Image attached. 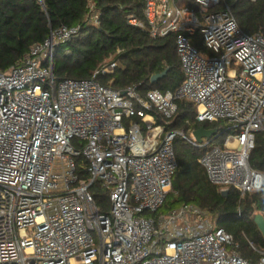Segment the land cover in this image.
<instances>
[{
    "label": "built area",
    "instance_id": "obj_1",
    "mask_svg": "<svg viewBox=\"0 0 264 264\" xmlns=\"http://www.w3.org/2000/svg\"><path fill=\"white\" fill-rule=\"evenodd\" d=\"M143 2V19L129 22L154 38L175 34L184 78L174 90L100 83L119 65L115 54L91 77L57 80L55 47L79 26L51 32L0 71V264H264V249L250 241L259 259L243 257L194 203L159 212L179 169L176 135L204 148L198 161L221 191L262 187L250 156L264 129V34L244 31L228 0ZM178 99L195 105L198 122H228L222 144L168 128Z\"/></svg>",
    "mask_w": 264,
    "mask_h": 264
},
{
    "label": "trees",
    "instance_id": "obj_2",
    "mask_svg": "<svg viewBox=\"0 0 264 264\" xmlns=\"http://www.w3.org/2000/svg\"><path fill=\"white\" fill-rule=\"evenodd\" d=\"M180 5L196 7L195 0H177ZM239 25L247 33L264 34V0H228ZM143 0H0V71H6L23 61L32 45L44 42L51 32L62 26H79L70 40L55 47L54 74L57 80L64 77L88 78L99 66L115 54L119 65L110 73H99L97 80L115 89L137 84L140 92L151 88L161 91L174 90L184 75L175 48V34L152 37L147 29L129 22L135 14L143 19ZM199 47V43L195 41ZM120 49L119 52L117 50ZM167 70L155 82L154 74ZM174 129H196L201 126H220L219 133H226L230 126L223 122H198L195 105L186 99H178ZM187 121L190 122L187 123ZM174 148L179 169L172 179V191L167 194L161 208L194 203L206 210L215 227L224 228L238 242L240 254L256 262L259 253L250 246L264 249V236L254 221L258 212L264 214V182L259 190L245 193L231 187L223 194L212 183L198 159L204 148L194 147L176 135ZM78 172L84 171L85 158L76 159ZM250 165L264 175V129L256 133L255 147ZM96 186L92 188L97 204L104 194ZM172 195V200L168 196Z\"/></svg>",
    "mask_w": 264,
    "mask_h": 264
},
{
    "label": "water",
    "instance_id": "obj_3",
    "mask_svg": "<svg viewBox=\"0 0 264 264\" xmlns=\"http://www.w3.org/2000/svg\"><path fill=\"white\" fill-rule=\"evenodd\" d=\"M168 69H165L164 71L154 74L151 77V82L157 81L159 78L163 77L167 73ZM124 93V92H123ZM219 128H207L205 126H201L199 128H196L193 130L195 138L201 142L203 137L211 138V137H217L219 135ZM228 190H223L222 193L226 194ZM254 221L256 222L257 226L259 227L260 231L262 232L264 236V214L261 212H258L254 215Z\"/></svg>",
    "mask_w": 264,
    "mask_h": 264
},
{
    "label": "rangeland",
    "instance_id": "obj_4",
    "mask_svg": "<svg viewBox=\"0 0 264 264\" xmlns=\"http://www.w3.org/2000/svg\"><path fill=\"white\" fill-rule=\"evenodd\" d=\"M199 48H201V49H203V44L202 43H199ZM221 122H223V123H225V124H228V122L227 121H224V120H221ZM221 126V125H220ZM220 126H217V127H213V128H219L220 129ZM168 128H171L170 126H168ZM174 129H176V130H182V129H178V128H174ZM185 130V129H184ZM186 131V133H189V130H185ZM219 132V131H218ZM228 133H230V130H228L226 133H224V134H221V133H219V135L217 136V137H215V140H214V142L215 143H219V144H222V142H223V140H224V138L226 137V135L228 134ZM178 136H180V137H182L181 135H178ZM183 138V137H182ZM184 139V138H183ZM185 140V139H184ZM99 188V187H98ZM99 190L101 191V193H103L104 194V197H103V200H102V203L104 204V206H105V208H106V210L105 211H109L110 210V202H109V195H108V193L105 191V190H103V189H101V188H99ZM170 191H172V189L170 190ZM168 200H172V195H170V196H168ZM174 207L173 208H175V207H178L179 205H173ZM172 208V209H173ZM171 210V208H168V207H163V208H161L160 210H159V212H163V213H167V212H169ZM206 219H207V226L208 225H213L212 224V218L210 217V215L209 214H207V217H206ZM94 237H95V240H96V243H97V235L94 233Z\"/></svg>",
    "mask_w": 264,
    "mask_h": 264
}]
</instances>
